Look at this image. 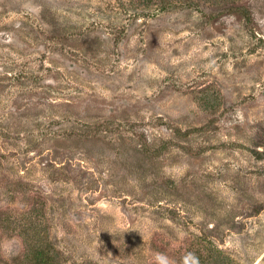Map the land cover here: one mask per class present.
Wrapping results in <instances>:
<instances>
[{
    "label": "rangeland",
    "instance_id": "obj_1",
    "mask_svg": "<svg viewBox=\"0 0 264 264\" xmlns=\"http://www.w3.org/2000/svg\"><path fill=\"white\" fill-rule=\"evenodd\" d=\"M264 264V0H0V264Z\"/></svg>",
    "mask_w": 264,
    "mask_h": 264
},
{
    "label": "clouds",
    "instance_id": "obj_2",
    "mask_svg": "<svg viewBox=\"0 0 264 264\" xmlns=\"http://www.w3.org/2000/svg\"><path fill=\"white\" fill-rule=\"evenodd\" d=\"M156 259H157L158 264H166V258L165 257L158 255L156 257ZM194 264H195V262H194Z\"/></svg>",
    "mask_w": 264,
    "mask_h": 264
}]
</instances>
